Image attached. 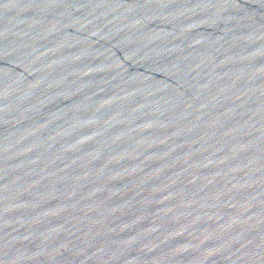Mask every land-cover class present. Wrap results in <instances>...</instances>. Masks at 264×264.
Masks as SVG:
<instances>
[{"label": "water", "instance_id": "1", "mask_svg": "<svg viewBox=\"0 0 264 264\" xmlns=\"http://www.w3.org/2000/svg\"><path fill=\"white\" fill-rule=\"evenodd\" d=\"M0 264H264V0H0Z\"/></svg>", "mask_w": 264, "mask_h": 264}]
</instances>
